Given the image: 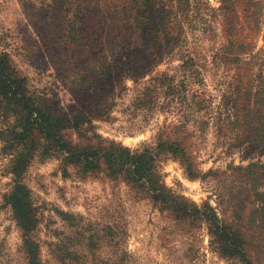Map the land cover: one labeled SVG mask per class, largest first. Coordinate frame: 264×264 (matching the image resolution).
<instances>
[{"label":"trees","instance_id":"obj_1","mask_svg":"<svg viewBox=\"0 0 264 264\" xmlns=\"http://www.w3.org/2000/svg\"><path fill=\"white\" fill-rule=\"evenodd\" d=\"M215 1L118 0L107 9L116 40L97 62L108 57L110 64H100L90 74L94 82L80 89L87 98L101 99L111 73H128L133 106L165 117L154 142L140 148L99 134L93 121L103 113L61 112L37 101L9 56L0 53V112L8 121L0 126V139L11 151L14 181L6 199L21 230L27 264L42 262L32 234L37 212L21 175L33 158L46 156L56 158L64 174L72 167L81 175L121 180L175 223L205 226L209 246L225 260L264 264V0ZM62 11L70 14L68 37L79 40L76 20L85 15L83 3L74 0ZM165 57L178 63L141 82ZM207 77L221 90L218 99L204 90ZM209 132L213 147L225 156L238 155L240 162L201 172L193 144ZM166 158L178 161L190 178L214 180L223 174V191L215 194L221 216L215 206L199 205L166 187L159 172ZM106 228L114 240L113 256L99 264H139L122 245L123 231ZM71 259L95 264L85 256Z\"/></svg>","mask_w":264,"mask_h":264},{"label":"rangeland","instance_id":"obj_2","mask_svg":"<svg viewBox=\"0 0 264 264\" xmlns=\"http://www.w3.org/2000/svg\"><path fill=\"white\" fill-rule=\"evenodd\" d=\"M73 1L0 0V53L9 56L13 68L40 103L67 113L76 109L88 114L103 113L93 125L104 138L132 149L152 144L165 117L152 111L146 114L133 106V79L128 73L116 72L114 77L111 73L104 82L101 99L90 95L87 98L80 89L84 82L87 87L94 82L95 77L90 75L93 70L110 64L108 57L101 62L97 59L101 54L108 55V47L116 40L107 9L118 0H80L85 15L76 20L78 32L82 33L77 41L68 37L66 20L70 14L65 16L62 11L70 8ZM210 2L216 5L215 0ZM164 60L150 74L145 72L140 81L178 63L173 58ZM206 83V93L218 99L221 90L210 77ZM7 123L0 112V126L5 128ZM193 145L201 172L210 168L223 171L227 163L240 162L238 155L225 156L213 147L210 132ZM10 159L11 151L3 147L0 139V264H27L21 230L6 199L14 183ZM159 172L174 193L199 205L207 202L221 216L215 194L223 191V174H217L214 180L190 178L171 158L159 164ZM67 173H63L56 158L46 156L33 158L21 175L37 212L38 224L32 234L40 246L42 264L82 263L71 256H85L95 264L109 260L114 240L106 226H118L123 231L122 245L139 264H236L211 249L205 226L175 223L121 180L105 174L81 175L72 167Z\"/></svg>","mask_w":264,"mask_h":264}]
</instances>
